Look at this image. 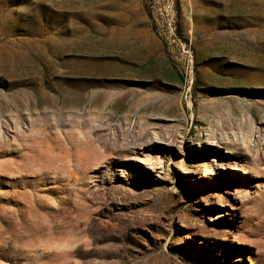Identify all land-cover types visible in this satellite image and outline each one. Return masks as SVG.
<instances>
[{
	"label": "rangeland",
	"instance_id": "rangeland-1",
	"mask_svg": "<svg viewBox=\"0 0 264 264\" xmlns=\"http://www.w3.org/2000/svg\"><path fill=\"white\" fill-rule=\"evenodd\" d=\"M0 56V264H264V0H0Z\"/></svg>",
	"mask_w": 264,
	"mask_h": 264
},
{
	"label": "bare ground",
	"instance_id": "bare-ground-1",
	"mask_svg": "<svg viewBox=\"0 0 264 264\" xmlns=\"http://www.w3.org/2000/svg\"><path fill=\"white\" fill-rule=\"evenodd\" d=\"M4 52V51H3ZM4 54V53H3ZM0 58H1V56H0ZM3 58H5V57H3ZM2 60V59H1ZM12 60V59H11ZM4 62V61H3ZM8 62V61H7ZM6 63V62H5ZM5 63H3V64H5ZM10 63H11V61H10ZM7 66V65H6ZM4 69V68H3ZM6 73V72H5ZM9 75V74H8ZM227 90V89H226ZM39 97V96H38ZM5 98V97H4ZM8 98V97H7ZM10 98V97H9ZM13 98V97H12ZM20 98V97H19ZM22 98V97H21ZM176 99V98H175ZM14 100V99H13ZM15 101V100H14ZM21 101V100H20ZM174 105V104H173ZM178 105V104H177ZM20 107V106H19ZM54 127H55V125H54ZM42 129V128H41Z\"/></svg>",
	"mask_w": 264,
	"mask_h": 264
}]
</instances>
